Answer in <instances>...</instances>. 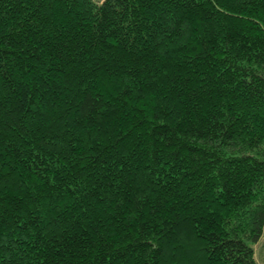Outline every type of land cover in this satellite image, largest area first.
I'll return each mask as SVG.
<instances>
[{
	"label": "trees",
	"instance_id": "trees-1",
	"mask_svg": "<svg viewBox=\"0 0 264 264\" xmlns=\"http://www.w3.org/2000/svg\"><path fill=\"white\" fill-rule=\"evenodd\" d=\"M263 234L264 0H0V264H258Z\"/></svg>",
	"mask_w": 264,
	"mask_h": 264
},
{
	"label": "rangeland",
	"instance_id": "rangeland-1",
	"mask_svg": "<svg viewBox=\"0 0 264 264\" xmlns=\"http://www.w3.org/2000/svg\"><path fill=\"white\" fill-rule=\"evenodd\" d=\"M263 239H264V234H263L262 238L260 239V241L254 245L255 257L257 259L258 264H264L263 252L261 249V243H262Z\"/></svg>",
	"mask_w": 264,
	"mask_h": 264
}]
</instances>
